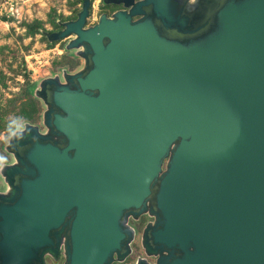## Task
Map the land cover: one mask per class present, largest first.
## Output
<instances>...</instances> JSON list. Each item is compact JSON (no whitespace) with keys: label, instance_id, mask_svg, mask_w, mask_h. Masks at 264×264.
<instances>
[{"label":"water","instance_id":"95a60500","mask_svg":"<svg viewBox=\"0 0 264 264\" xmlns=\"http://www.w3.org/2000/svg\"><path fill=\"white\" fill-rule=\"evenodd\" d=\"M166 1L104 0L130 10L85 29L83 0L46 33L84 64L35 86L44 129L5 147L0 264L124 263L144 215L133 264H264V0H209L191 40L156 31L194 32Z\"/></svg>","mask_w":264,"mask_h":264},{"label":"rangeland","instance_id":"374dc122","mask_svg":"<svg viewBox=\"0 0 264 264\" xmlns=\"http://www.w3.org/2000/svg\"><path fill=\"white\" fill-rule=\"evenodd\" d=\"M92 2L86 27L96 24L101 14L107 12L102 7V0ZM81 10L82 3H77V0H0V117L9 120L17 116L19 108L24 106L25 100L21 97L27 88L24 63L33 86H38L46 78L61 76L64 71L75 73L83 67V60L74 51L66 49L71 38L60 42L46 39V33L58 32L62 23L75 20ZM4 18L8 21H4ZM56 19L60 21L61 28L54 25ZM34 21L42 22L45 35L28 34L23 24ZM33 98L39 109L33 123L44 129L42 115L45 107L35 95ZM5 133L6 129L0 131V135ZM6 145L0 141V153L11 159L12 156L5 150ZM3 188L0 176V190Z\"/></svg>","mask_w":264,"mask_h":264},{"label":"flooded vegetation","instance_id":"af4514ba","mask_svg":"<svg viewBox=\"0 0 264 264\" xmlns=\"http://www.w3.org/2000/svg\"><path fill=\"white\" fill-rule=\"evenodd\" d=\"M131 1V0H128ZM144 0H134L135 3L141 2ZM209 0H176V4L173 5L174 7L176 6L175 11L177 13H179V15H181L182 17H187L189 18L188 20L190 21V25L189 27H191L192 29H194V32H183L177 29H166V28H160V30H156L161 32L165 37L167 38H172V39H193L196 38L202 34H206L208 32H211L212 29H208V25H206V22L212 18V15L214 14H210L208 12L207 9V2ZM163 5V8H167L166 4L168 3L166 0H163V2H161ZM102 7H104L107 12L101 14L102 15H108L109 18H111L113 16V14H115L116 12L119 11H129L130 9L126 8L124 3L122 4H106L104 3V0H102ZM168 9V8H167ZM140 12H143V16L144 14L148 16L153 17V5L149 4V5H144L141 7ZM100 16V17H101ZM143 16H134L133 17V21H138L140 19L143 18ZM99 17V19H100ZM77 19V18H76ZM75 19V20H76ZM98 19V22H99ZM74 21V20H73ZM97 22V23H98ZM96 23V24H97ZM96 24H94L93 26H95ZM196 25V26H195ZM92 27V26H91ZM90 28V27H86L85 29ZM198 28H200L198 30ZM61 30H63V27L61 28ZM59 30V31H61ZM58 31V32H59ZM191 31V30H188ZM153 218H151L149 215H144L141 216L139 219L135 220V219H130L129 220V225L131 228L134 229L135 231V240L132 243V254L128 257V259L126 260V262L124 263H114V264H131V262L133 260L138 259L139 257L143 256L144 250L142 249L141 246V236L145 230V228L148 226V224H150L151 222H153ZM150 263H154L155 259L153 258H148ZM46 262L47 264H64L65 263V257L64 254H62L61 258L56 261L54 259H52L51 257H47L46 258Z\"/></svg>","mask_w":264,"mask_h":264},{"label":"trees","instance_id":"16d2710c","mask_svg":"<svg viewBox=\"0 0 264 264\" xmlns=\"http://www.w3.org/2000/svg\"><path fill=\"white\" fill-rule=\"evenodd\" d=\"M77 3H83V0H77ZM4 21H8L6 18H4ZM54 25L57 28H61L60 21L56 19L54 22ZM23 26L26 28L28 34L31 36H35L38 34L45 35L46 30L40 21H34L33 23H24ZM48 40V38H46ZM49 41V40H48ZM53 44H50V46ZM24 66V78L27 83V88L22 93V98L25 100L24 106L19 108L20 110L17 113L18 117H23L25 121H30V123H33L37 119V115L39 113L38 109V103L36 100H34L33 96L35 95V86H33L29 73L27 72V69ZM15 107V105H14ZM24 107V108H23ZM29 108V109H28ZM8 121L5 117H0V131H4L7 127Z\"/></svg>","mask_w":264,"mask_h":264},{"label":"clouds","instance_id":"9594fccd","mask_svg":"<svg viewBox=\"0 0 264 264\" xmlns=\"http://www.w3.org/2000/svg\"><path fill=\"white\" fill-rule=\"evenodd\" d=\"M29 131L30 129L23 117H11L6 127V133L0 135V141L11 146L13 141L23 140L26 133ZM18 163L19 161L14 156L10 159L8 155L0 153V173H2L6 167L14 166Z\"/></svg>","mask_w":264,"mask_h":264}]
</instances>
